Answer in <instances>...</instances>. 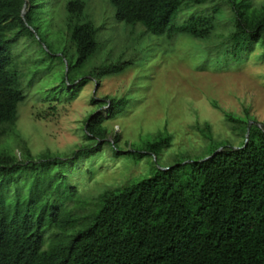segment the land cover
Here are the masks:
<instances>
[{
    "label": "trees",
    "instance_id": "obj_1",
    "mask_svg": "<svg viewBox=\"0 0 264 264\" xmlns=\"http://www.w3.org/2000/svg\"><path fill=\"white\" fill-rule=\"evenodd\" d=\"M184 1L109 0L116 8L117 21L141 23L147 33L170 39L178 35L209 38L221 10L217 7L210 15L175 24L174 17ZM188 1L205 5L221 0ZM227 1L236 15L230 37L232 49L227 52L241 61L244 50L251 54L258 43L264 47V5L255 10L250 0ZM38 4V0H0V140L9 135L18 118V107L27 98L11 48L30 30L28 26L41 20ZM67 11V38L77 54L74 67H81L99 48L98 30L84 19L83 0L68 2ZM124 68L116 64L93 73L104 77ZM86 82L83 79L79 84ZM80 90L67 92V100H74ZM124 101L103 103L110 108L108 115L98 113L89 118L86 137L96 142L76 152L70 165L103 151L108 134L103 124L106 118L116 117L126 105ZM204 132L212 136L209 126ZM117 141L114 153L119 156L123 151ZM171 146L172 137L165 136L151 144L150 150L158 153ZM44 160L41 166L47 167V172H58V176L45 174L46 185L37 174L40 162L31 156L18 160L0 151V264H264L261 126L251 128L248 143L240 148L214 143L207 160L157 169L140 182L104 190L85 217L76 213V207H65L55 198L56 193L67 199L78 195L77 187L64 186V161L56 157ZM25 171H30L34 185L26 190V181L13 187L21 182L20 174Z\"/></svg>",
    "mask_w": 264,
    "mask_h": 264
},
{
    "label": "rangeland",
    "instance_id": "obj_2",
    "mask_svg": "<svg viewBox=\"0 0 264 264\" xmlns=\"http://www.w3.org/2000/svg\"><path fill=\"white\" fill-rule=\"evenodd\" d=\"M70 1L38 0L41 20L13 44L12 56L27 98L18 107L9 135L0 140V151L40 162L37 174L42 180L48 173L58 176L41 166L45 157L64 161V186L78 188V195L68 199L54 194L65 207H76V213L85 217L104 190L140 182L157 169L205 160L214 143L240 148L248 142L250 126L264 128V47L258 43L251 54L243 49L241 61L227 52L236 22L227 0L205 5L185 0L175 15L174 23L181 24L218 7L215 30L206 39L147 33L141 23L117 21L109 0H83L84 19L97 28L99 48L81 67H74L77 54L67 38ZM263 5L264 0H250L252 9ZM116 64L124 70L104 77L93 73ZM83 79L88 82L81 86ZM78 90L74 100H67V92ZM120 99L126 105L103 124L108 130L103 151L71 166L76 152L96 142L86 137L89 118L98 113L107 116L110 108L103 103ZM206 126L212 139L204 132ZM165 136L172 137V146L153 153L151 144ZM117 138L123 151L119 156L114 153ZM20 175L21 182L13 187L27 181L26 190L30 189L34 185L30 171Z\"/></svg>",
    "mask_w": 264,
    "mask_h": 264
},
{
    "label": "water",
    "instance_id": "obj_3",
    "mask_svg": "<svg viewBox=\"0 0 264 264\" xmlns=\"http://www.w3.org/2000/svg\"><path fill=\"white\" fill-rule=\"evenodd\" d=\"M26 8H27V5H26V7H25V10H26ZM24 13H26V11H24ZM250 129H251V126H250V128H249V130H248V135H247V138L249 137V134H250ZM248 143V142H247ZM221 151V150H220ZM219 152V151H218ZM217 152V153H218ZM208 159V158H207ZM207 159H205V160H207Z\"/></svg>",
    "mask_w": 264,
    "mask_h": 264
}]
</instances>
